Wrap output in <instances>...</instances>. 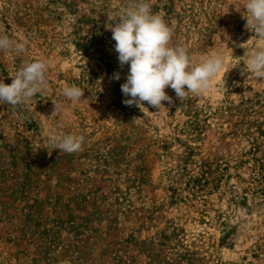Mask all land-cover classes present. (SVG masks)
Returning <instances> with one entry per match:
<instances>
[{"label": "rangeland", "instance_id": "1", "mask_svg": "<svg viewBox=\"0 0 264 264\" xmlns=\"http://www.w3.org/2000/svg\"><path fill=\"white\" fill-rule=\"evenodd\" d=\"M244 2L150 0L170 46L225 58L203 96L169 87L159 110L123 103L107 26L128 0H0V34L26 45L0 53V80L43 60L49 85L0 104V264H264V78L243 71L264 42ZM67 134L80 151L53 150Z\"/></svg>", "mask_w": 264, "mask_h": 264}, {"label": "clouds", "instance_id": "2", "mask_svg": "<svg viewBox=\"0 0 264 264\" xmlns=\"http://www.w3.org/2000/svg\"><path fill=\"white\" fill-rule=\"evenodd\" d=\"M244 12L245 27L254 33L258 41L264 42V0H245ZM117 18L118 22L114 26L109 23L107 27L115 41L114 49L119 64L129 66L126 82L121 85L126 97L123 103L127 106L141 108L147 102L160 110L164 107L162 102L172 101L165 91L169 87L182 102L190 93L197 97L203 96L225 68V58L218 53H211L200 63L194 64L184 46H170L174 29L159 14L151 11L150 0H128L125 8L110 20ZM25 47V42L0 34V53L14 52L19 55L24 53ZM244 64L246 67L243 71L248 74V78L262 81L264 45L246 57ZM47 71L45 61L35 60L23 64L12 77L11 84L0 80V104L17 107L37 94H43L49 87ZM113 79L119 80L120 73H114ZM84 93L76 85L66 86L62 90V95L73 102L81 100ZM54 105L53 113L60 109V105ZM84 139L83 135H57L52 141L53 150L78 152L82 149Z\"/></svg>", "mask_w": 264, "mask_h": 264}]
</instances>
